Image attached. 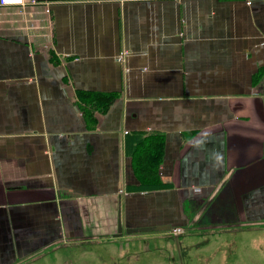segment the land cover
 Segmentation results:
<instances>
[{
    "label": "crops",
    "instance_id": "0c3cea01",
    "mask_svg": "<svg viewBox=\"0 0 264 264\" xmlns=\"http://www.w3.org/2000/svg\"><path fill=\"white\" fill-rule=\"evenodd\" d=\"M36 1L0 6V264L264 222V0Z\"/></svg>",
    "mask_w": 264,
    "mask_h": 264
},
{
    "label": "rangeland",
    "instance_id": "374dc122",
    "mask_svg": "<svg viewBox=\"0 0 264 264\" xmlns=\"http://www.w3.org/2000/svg\"><path fill=\"white\" fill-rule=\"evenodd\" d=\"M196 219L195 221L199 223ZM79 220L81 221V218ZM237 221L205 225L189 224L182 227L183 232L178 234L168 231L127 237L121 235L115 239L111 237L106 240L96 239L90 244H85V241L91 242V240H84L82 244L72 245L71 249L36 252L20 264H211L215 261L226 264L224 261L232 259V250L230 243H224L223 235L218 234L219 232L264 229V222L242 225ZM83 237L86 239L92 236ZM255 242L262 243L261 240ZM233 244L236 245L235 251L240 248L247 256L243 241ZM236 254L243 263L239 253Z\"/></svg>",
    "mask_w": 264,
    "mask_h": 264
},
{
    "label": "trees",
    "instance_id": "16d2710c",
    "mask_svg": "<svg viewBox=\"0 0 264 264\" xmlns=\"http://www.w3.org/2000/svg\"><path fill=\"white\" fill-rule=\"evenodd\" d=\"M136 151H137V149H136ZM141 157L142 158H141L140 164H139L141 171H138V170L135 171L137 176L141 175V177L139 176L140 180H141V186L138 187V189L151 191V190H157V189L161 188L162 184H161L160 180H158L156 178L149 179V177L151 175L155 174V171L152 170V167L155 166V162H157V163L159 162L158 158L160 157V152L153 153L150 157H148V156H141Z\"/></svg>",
    "mask_w": 264,
    "mask_h": 264
},
{
    "label": "flooded vegetation",
    "instance_id": "af4514ba",
    "mask_svg": "<svg viewBox=\"0 0 264 264\" xmlns=\"http://www.w3.org/2000/svg\"><path fill=\"white\" fill-rule=\"evenodd\" d=\"M225 233L226 232L224 231V232H219L218 234L223 235V240L225 241L224 243H230L229 240L227 239L229 237ZM215 234H217V233H215ZM254 244H256V243L254 242ZM257 244H260V245L255 246L253 250H251L249 245L247 246L244 244V247H245L246 252H247V256L244 255V253L241 251L240 248L237 251H234L235 246L233 245V247L231 249L232 255L235 253H239V256L241 257L243 263H241L239 261V259H236L237 261H235V262L233 260L224 261V262L226 264H228V263L229 264H264V244H261V243H257ZM248 258H251V259L248 260ZM181 261H182V258H181ZM211 264H220V263L215 261L214 263H211Z\"/></svg>",
    "mask_w": 264,
    "mask_h": 264
},
{
    "label": "built area",
    "instance_id": "2783aa9c",
    "mask_svg": "<svg viewBox=\"0 0 264 264\" xmlns=\"http://www.w3.org/2000/svg\"><path fill=\"white\" fill-rule=\"evenodd\" d=\"M25 1L29 4H36V0H0V6H13V5H23L25 4ZM170 232L174 234L182 233L183 229L180 227H175L170 230Z\"/></svg>",
    "mask_w": 264,
    "mask_h": 264
},
{
    "label": "water",
    "instance_id": "95a60500",
    "mask_svg": "<svg viewBox=\"0 0 264 264\" xmlns=\"http://www.w3.org/2000/svg\"><path fill=\"white\" fill-rule=\"evenodd\" d=\"M166 228H167V227L164 226V227H161V228H159V229L164 230V229H166ZM146 231H151V229H149V228L130 229V230H126L125 232H126V233H133V232H146ZM117 232H118V234H121V227H120V224H118Z\"/></svg>",
    "mask_w": 264,
    "mask_h": 264
}]
</instances>
